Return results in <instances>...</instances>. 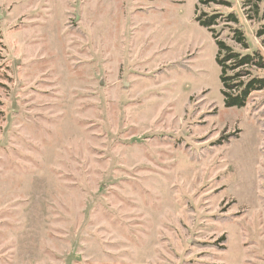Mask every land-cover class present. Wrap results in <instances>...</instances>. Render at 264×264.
Wrapping results in <instances>:
<instances>
[{"label":"rangeland","instance_id":"rangeland-1","mask_svg":"<svg viewBox=\"0 0 264 264\" xmlns=\"http://www.w3.org/2000/svg\"><path fill=\"white\" fill-rule=\"evenodd\" d=\"M226 1L0 0V264H264V90L225 107L196 20L264 56V0Z\"/></svg>","mask_w":264,"mask_h":264},{"label":"trees","instance_id":"trees-1","mask_svg":"<svg viewBox=\"0 0 264 264\" xmlns=\"http://www.w3.org/2000/svg\"><path fill=\"white\" fill-rule=\"evenodd\" d=\"M212 3L229 6L226 0H198L196 11H199L201 5L208 6ZM196 20L201 26L207 28L215 39L216 62L220 67L221 92L225 107H245L253 92L264 90V74L254 73V69L264 70V56L258 50L242 53L220 39V33L216 31L215 26L223 20L231 26L232 40L243 49H250L247 37L239 25V18L234 12L224 15L200 11L197 13ZM263 34L264 27L259 32L260 36Z\"/></svg>","mask_w":264,"mask_h":264}]
</instances>
